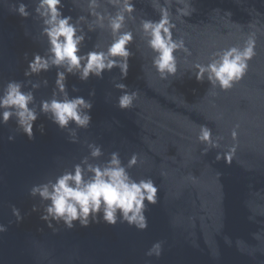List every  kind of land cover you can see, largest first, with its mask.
<instances>
[{
	"label": "water",
	"instance_id": "1",
	"mask_svg": "<svg viewBox=\"0 0 264 264\" xmlns=\"http://www.w3.org/2000/svg\"><path fill=\"white\" fill-rule=\"evenodd\" d=\"M19 2L0 0V90L9 80L28 79V60L47 47L40 22L10 10ZM22 2L32 11L34 0ZM62 3L64 15L88 16L87 0ZM134 4L137 20L127 22L134 32L127 78L120 81L118 68L105 72L103 79L67 78L70 96L93 100L92 123L78 130L80 143H70L67 132L44 115L36 121L32 140L16 131L14 119L0 124V224L7 226L0 232V264H264V0H191L195 12L190 17L175 15L173 4V36L184 39L191 55L175 53L178 72L167 80L152 67L153 53L139 34L140 17L158 20L159 15L151 0ZM252 34L256 55L233 88L222 91L207 80L196 81L193 64L208 63L220 49L243 46ZM88 37L85 52L111 42L105 29ZM55 76L53 68L30 78L49 81L35 90L37 105L51 97ZM113 77L138 90L131 109L116 107L121 92ZM73 85L79 92H72ZM93 89L96 95L89 97ZM201 125L212 129L214 140L222 137L219 147L206 154L197 139ZM10 134L13 141L7 139ZM85 142L102 146L101 161L114 151L124 164L138 155L130 174L137 180L150 176L159 189L158 203L146 212V230L126 223L77 224L71 230L60 224L54 230L40 219V211H32L34 204L41 209L42 204L29 195L31 186L79 163L89 154ZM12 205L20 209L22 221L13 216ZM157 241L163 243L162 255L146 256Z\"/></svg>",
	"mask_w": 264,
	"mask_h": 264
},
{
	"label": "clouds",
	"instance_id": "2",
	"mask_svg": "<svg viewBox=\"0 0 264 264\" xmlns=\"http://www.w3.org/2000/svg\"><path fill=\"white\" fill-rule=\"evenodd\" d=\"M103 4L102 8V0H87L88 16L78 15L75 19L63 14L62 0H34L32 11L22 0L18 4L9 5L10 10L20 17L26 19L32 16L40 22V36L46 38L47 47L43 54L33 53L28 60L24 70V76L28 79L9 80L0 90V124L7 125L14 119L16 131L32 140L36 121L44 115L58 129L67 132L70 143H80L78 130H87L92 123L93 100L81 95L70 96L68 76H76L80 81L87 82L90 77L103 79L105 72L118 68L119 79L123 81L128 76L129 59L134 55L129 48L134 41V32L127 28L128 21L135 23L137 20L134 0H103ZM173 4L177 5L175 15L179 17H190L195 12L191 0H163V3L161 0H151V6L158 13L159 19L139 18L140 37L151 49V65L162 80L176 76L177 51L191 55L184 39L173 36L176 29L172 19ZM88 17L93 19L89 20ZM97 28L107 30L111 42L106 48L94 44L91 50L83 51L86 38H90L88 33L95 32ZM255 43L252 34L243 46L220 49L212 53L208 63L193 64L191 73L197 82L207 80L213 88L230 90L248 72L249 61L256 55ZM27 57L25 53L26 60ZM53 68L56 69V76L51 97L40 100L37 105L34 92L41 85L47 87L49 81L44 78L34 82L30 78L39 77ZM113 86L121 92L116 107L121 110L131 109L138 97V90H129L128 85L116 82L115 77ZM72 92H79V89L73 85ZM88 95L95 97V90H91ZM38 128L43 134L44 125L40 124ZM232 135L236 136L235 131ZM7 139L13 141L15 135L10 134ZM197 139L205 145L203 153L206 154L219 147L222 137L214 140L212 129L201 125ZM85 143L89 154L79 163L54 178L31 186L29 195L38 197L42 204V209L34 204L32 211H40V219L49 228L62 224L71 230L77 224L87 228L92 224L115 226L117 223H126L137 230H146V212L149 205L158 203L159 189L150 176L137 180L130 174L129 169L139 162L138 155L133 153L127 164H124L120 153L114 151L106 160L101 161L100 158L104 156L102 146L94 142ZM216 158L220 159L219 153ZM227 160L231 162V155L227 156ZM12 214L17 222L22 221L20 209L15 205H12ZM6 231L7 226L0 224V232ZM162 252L163 243L157 241L145 255L158 259Z\"/></svg>",
	"mask_w": 264,
	"mask_h": 264
}]
</instances>
